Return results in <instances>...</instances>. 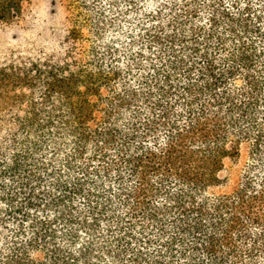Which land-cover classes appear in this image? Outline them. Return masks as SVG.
Wrapping results in <instances>:
<instances>
[{
	"label": "trees",
	"instance_id": "16d2710c",
	"mask_svg": "<svg viewBox=\"0 0 264 264\" xmlns=\"http://www.w3.org/2000/svg\"><path fill=\"white\" fill-rule=\"evenodd\" d=\"M62 2L0 67V264H264V0Z\"/></svg>",
	"mask_w": 264,
	"mask_h": 264
},
{
	"label": "rangeland",
	"instance_id": "374dc122",
	"mask_svg": "<svg viewBox=\"0 0 264 264\" xmlns=\"http://www.w3.org/2000/svg\"><path fill=\"white\" fill-rule=\"evenodd\" d=\"M65 15L62 0H33L22 22L0 25V67L54 53L57 37L64 34Z\"/></svg>",
	"mask_w": 264,
	"mask_h": 264
}]
</instances>
